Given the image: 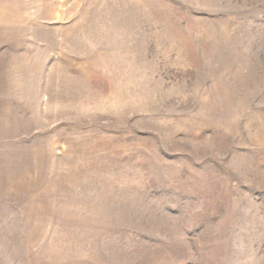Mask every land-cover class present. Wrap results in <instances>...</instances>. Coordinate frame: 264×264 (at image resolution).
Segmentation results:
<instances>
[{
  "label": "rangeland",
  "instance_id": "374dc122",
  "mask_svg": "<svg viewBox=\"0 0 264 264\" xmlns=\"http://www.w3.org/2000/svg\"><path fill=\"white\" fill-rule=\"evenodd\" d=\"M0 264H264V0H0Z\"/></svg>",
  "mask_w": 264,
  "mask_h": 264
}]
</instances>
